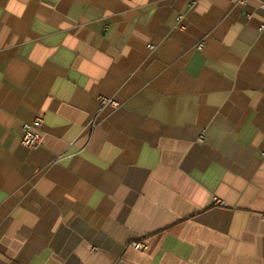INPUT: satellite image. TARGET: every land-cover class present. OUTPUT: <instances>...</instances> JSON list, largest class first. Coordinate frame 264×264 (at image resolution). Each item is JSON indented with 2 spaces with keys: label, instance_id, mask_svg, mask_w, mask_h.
<instances>
[{
  "label": "crops",
  "instance_id": "1",
  "mask_svg": "<svg viewBox=\"0 0 264 264\" xmlns=\"http://www.w3.org/2000/svg\"><path fill=\"white\" fill-rule=\"evenodd\" d=\"M0 264H264L255 0H0Z\"/></svg>",
  "mask_w": 264,
  "mask_h": 264
},
{
  "label": "built area",
  "instance_id": "2",
  "mask_svg": "<svg viewBox=\"0 0 264 264\" xmlns=\"http://www.w3.org/2000/svg\"><path fill=\"white\" fill-rule=\"evenodd\" d=\"M243 2H246L248 0H241ZM260 9L264 11V0H255ZM201 47V45H199ZM101 106H110L112 108H117L119 104L112 100L108 99L106 97H100L99 98ZM43 142V133H42V118L37 117L34 119L31 123H27L23 126V134L21 138V144L29 149L38 147ZM215 203L222 204L221 201L218 199H214ZM133 247L137 250H141L144 248V245L142 243H135L133 244Z\"/></svg>",
  "mask_w": 264,
  "mask_h": 264
}]
</instances>
